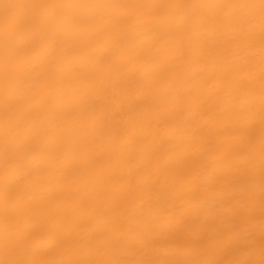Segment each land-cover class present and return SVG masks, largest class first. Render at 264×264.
<instances>
[{
	"label": "snow or ice",
	"instance_id": "1",
	"mask_svg": "<svg viewBox=\"0 0 264 264\" xmlns=\"http://www.w3.org/2000/svg\"><path fill=\"white\" fill-rule=\"evenodd\" d=\"M87 9L102 13L82 14ZM209 32L221 39L206 51L184 53L192 37ZM118 40L131 43L114 64ZM114 73L152 103L141 124L146 134L122 130L104 161L89 151L97 139L90 133L103 127L102 115L124 109ZM58 74L80 85L73 97L78 115L70 124L54 123L42 104ZM0 84V264H264V0H0ZM240 129L246 143L234 150L231 141ZM70 134H78L75 152L92 160L100 195L121 194L100 230L71 239L60 227L56 201L37 195L38 189L72 183L80 160L63 155ZM192 138H199L204 153L219 157L209 183L183 167L193 151ZM141 152L157 165L175 167L184 178L162 185L159 169H137ZM25 159L27 175L12 179ZM237 176L243 177L244 198L235 204L247 213L239 221L217 212L233 203L224 189ZM212 192L218 193L216 199L209 198ZM102 210H107L102 201L90 209ZM209 229L231 259L209 258ZM162 238L184 243L175 245L172 258H161L167 255ZM189 247L193 255L185 258Z\"/></svg>",
	"mask_w": 264,
	"mask_h": 264
},
{
	"label": "bare ground",
	"instance_id": "2",
	"mask_svg": "<svg viewBox=\"0 0 264 264\" xmlns=\"http://www.w3.org/2000/svg\"><path fill=\"white\" fill-rule=\"evenodd\" d=\"M31 2H52V0H31ZM73 3H87V4H105V3H149V2H167V0H68ZM181 2L196 3L201 0H181ZM210 2H218V0H210ZM235 2H243V0H235ZM102 10L87 9L82 10L84 15H100ZM221 39L219 34L209 32L203 36H195L191 38V43L184 49L185 54H195L206 51L211 45L217 43ZM130 41H116L117 58L114 64L119 63L120 50L130 45ZM259 37L257 35L254 42V75L258 81L259 79ZM209 70L216 71L213 65L208 66ZM25 69H21L23 72ZM116 89L124 104V109L114 110L111 113L102 115L100 118L103 121V127L96 130L90 135L95 136L96 142L90 145L89 151L98 159L108 161L110 150L114 147L113 137L118 136L122 130L126 128L134 129L139 137L145 135L141 124L144 119V114L150 107L151 99L145 101L140 94L136 92L134 85L127 84L120 76L115 75ZM79 83L68 75L58 74L56 77L55 86L50 88L42 98V104L46 110L49 118L54 123H68L70 124L73 119L78 115L73 107V97ZM2 87V84H0ZM257 107L259 105V96L254 98ZM258 119V116H257ZM258 129V124H257ZM78 140V134H70L63 141V155L69 158H77L80 160L78 165L79 170L76 172L72 183L68 186H54L50 189H38V196H45L48 199L55 200L60 207V215L63 217L60 227L63 233L70 239L83 234L85 232H94L102 228L103 224L111 219L113 210L121 202V194L113 191L100 195L96 188L92 169V160L84 159L81 153L75 152V145ZM190 143L193 145V151L190 155L189 161L183 167L190 169V173L198 177L199 182L209 183L216 171L219 169L217 163L219 157L210 153H204L200 147L201 141L199 138H192ZM246 134L243 129H240L231 141L234 150L241 149L245 146ZM256 149L258 152L259 141L258 131L256 139ZM136 167L140 171L145 169H159L158 175L162 185L167 186L173 179L181 180L184 176L177 171L175 167H169L164 163L156 164L151 161L144 153H139L136 159ZM30 169L28 159L23 160L12 172L11 178H23L27 175ZM243 184V177H233L225 191L231 194L232 204H225L217 209L219 215L233 217L239 221L244 215L246 210L238 208L235 204L236 200L244 198V190L241 186ZM87 186V187H85ZM256 191L258 193V179ZM3 193H4V170L2 150H0V208L3 206ZM217 192L209 193L210 199H216ZM104 202L107 210H102L100 213H93L90 209L99 202ZM256 221L255 230L259 231L260 224V211L259 201L256 202ZM50 236L54 234L49 233ZM177 243H184L182 240H170L162 238L161 244L167 249V255L161 258H172L175 245ZM206 243L209 245L208 256L212 259L228 260L232 258V254L226 250L225 246L216 239L215 230L209 229L206 233ZM193 255L192 248L185 249V258H190Z\"/></svg>",
	"mask_w": 264,
	"mask_h": 264
}]
</instances>
